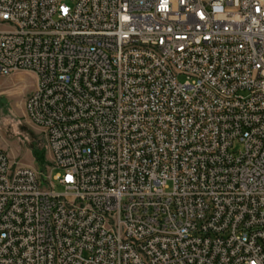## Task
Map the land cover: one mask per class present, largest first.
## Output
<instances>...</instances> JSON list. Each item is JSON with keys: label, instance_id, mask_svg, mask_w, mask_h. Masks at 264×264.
<instances>
[{"label": "built area", "instance_id": "obj_1", "mask_svg": "<svg viewBox=\"0 0 264 264\" xmlns=\"http://www.w3.org/2000/svg\"><path fill=\"white\" fill-rule=\"evenodd\" d=\"M0 24L52 161L0 147V264H264V0H0Z\"/></svg>", "mask_w": 264, "mask_h": 264}, {"label": "rangeland", "instance_id": "obj_2", "mask_svg": "<svg viewBox=\"0 0 264 264\" xmlns=\"http://www.w3.org/2000/svg\"><path fill=\"white\" fill-rule=\"evenodd\" d=\"M7 26L0 24V30ZM36 86V77L21 72L0 78V147L11 162L36 169L45 179L52 171V161L43 130L26 117L25 99ZM58 171H53L55 177ZM58 193L64 189L56 187Z\"/></svg>", "mask_w": 264, "mask_h": 264}]
</instances>
